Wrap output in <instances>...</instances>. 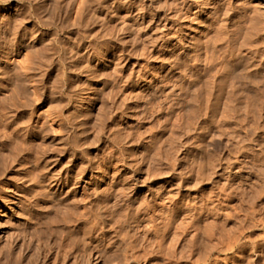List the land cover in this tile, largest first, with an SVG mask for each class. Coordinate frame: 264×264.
<instances>
[{"label": "clouds", "instance_id": "obj_1", "mask_svg": "<svg viewBox=\"0 0 264 264\" xmlns=\"http://www.w3.org/2000/svg\"><path fill=\"white\" fill-rule=\"evenodd\" d=\"M0 98V264H264V0H0Z\"/></svg>", "mask_w": 264, "mask_h": 264}, {"label": "rangeland", "instance_id": "obj_2", "mask_svg": "<svg viewBox=\"0 0 264 264\" xmlns=\"http://www.w3.org/2000/svg\"><path fill=\"white\" fill-rule=\"evenodd\" d=\"M78 11H79V9H77V13H78ZM133 60H135V58H133ZM141 63H143V61H141ZM129 71H131V67L129 68ZM0 99H2V98H0ZM96 119L97 120H102V116L99 113V107L97 109ZM179 123H180V116H179V114H177V116L173 118V124L174 125H178ZM225 131H227V129H225ZM49 154L50 155H55L56 154V148H55V146L52 147V149H51V151H50ZM11 164H12V158H11V156H8L6 154H0V168H3L4 166L11 167ZM145 178L146 179H151V177L148 176V169H147V167L145 168ZM232 209L238 215L240 214V211L241 210L236 205H232ZM0 211H1V208H0ZM225 216L228 217L231 220L232 213L226 211L225 212ZM240 222H242V221L232 222V223L229 224V226L226 229L223 228V226H222V233L221 234H218L216 236V241H222L225 236H230L231 233L236 230L235 229V224L236 223H240ZM145 227H147V226H145ZM213 227H214V225H211V224L208 226L209 232L212 231V228ZM187 228H188V225L186 223H184V222H178L176 224V226H175V229H174V232H173L172 236L169 237L168 244L166 245V247L168 249H171V250L177 252V255H176V264H199L198 257L192 258L191 260L188 259V257L191 256V252L188 251V249H186L183 246V244H181L183 234L186 232ZM252 230L255 231V232H257V233L260 232L259 229H252ZM191 240H192V237L189 236L188 237V241H186L184 243H190ZM6 241H8V240L6 239ZM216 241H213V245H212L213 248L216 246ZM4 242H5V240H4ZM4 242H0V248H2L1 247V244H3ZM68 251H69L68 248H65L64 249V253L65 254ZM54 256L55 255H53L51 257V262H52L51 264H57L56 258H54ZM60 264H64L63 256H61ZM102 264H103V262H102Z\"/></svg>", "mask_w": 264, "mask_h": 264}, {"label": "bare ground", "instance_id": "obj_3", "mask_svg": "<svg viewBox=\"0 0 264 264\" xmlns=\"http://www.w3.org/2000/svg\"><path fill=\"white\" fill-rule=\"evenodd\" d=\"M5 167V166H4ZM0 208H1V211H3V212H7L9 215L11 214V212H10V209H8V206L6 205V204H4V202L3 201H0ZM19 217H17L16 218V220L17 221H19ZM3 237L5 238L4 240H5V242H7L6 241V239L9 241V239L11 238V235H12V233H11V231L10 230H8V231H4L3 233ZM5 246V244L3 243V244H1V247L3 248ZM33 253L35 254V255H37V256H39V241H37L36 242V247L35 248H33ZM46 255V254H45ZM54 258H56V256H54ZM52 263V262H51Z\"/></svg>", "mask_w": 264, "mask_h": 264}]
</instances>
